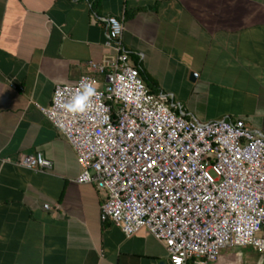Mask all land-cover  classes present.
I'll return each instance as SVG.
<instances>
[{"label":"crops","instance_id":"obj_1","mask_svg":"<svg viewBox=\"0 0 264 264\" xmlns=\"http://www.w3.org/2000/svg\"><path fill=\"white\" fill-rule=\"evenodd\" d=\"M107 17L151 93L188 120H242L264 137V0H0V264L168 263L146 229L126 238L100 221L104 192L76 182L75 152L38 109L55 85L102 78L88 62L112 55ZM38 153L50 170L17 165ZM210 264H264V252L225 248Z\"/></svg>","mask_w":264,"mask_h":264},{"label":"built area","instance_id":"obj_2","mask_svg":"<svg viewBox=\"0 0 264 264\" xmlns=\"http://www.w3.org/2000/svg\"><path fill=\"white\" fill-rule=\"evenodd\" d=\"M101 22L112 55L88 68L102 76V86L82 76L74 85H55L50 106L38 107L75 152L76 182L104 192L100 221L126 238L146 229L169 264H210L225 248L264 252V137L242 120L186 119L166 94L146 88L123 45L122 20ZM82 82L100 95L85 116L66 115L59 105ZM17 165L51 168L39 153L21 156Z\"/></svg>","mask_w":264,"mask_h":264},{"label":"clouds","instance_id":"obj_3","mask_svg":"<svg viewBox=\"0 0 264 264\" xmlns=\"http://www.w3.org/2000/svg\"><path fill=\"white\" fill-rule=\"evenodd\" d=\"M99 95L97 87L92 82H82L80 89L59 106L66 115L83 117L92 109L94 98H98Z\"/></svg>","mask_w":264,"mask_h":264},{"label":"water","instance_id":"obj_4","mask_svg":"<svg viewBox=\"0 0 264 264\" xmlns=\"http://www.w3.org/2000/svg\"><path fill=\"white\" fill-rule=\"evenodd\" d=\"M195 78V74L191 73L190 74V80H193ZM159 264H168L166 261H161Z\"/></svg>","mask_w":264,"mask_h":264},{"label":"rangeland","instance_id":"obj_5","mask_svg":"<svg viewBox=\"0 0 264 264\" xmlns=\"http://www.w3.org/2000/svg\"><path fill=\"white\" fill-rule=\"evenodd\" d=\"M97 80L99 81L100 86H102V83H103L102 78H101V79H98V78H97Z\"/></svg>","mask_w":264,"mask_h":264},{"label":"trees","instance_id":"obj_6","mask_svg":"<svg viewBox=\"0 0 264 264\" xmlns=\"http://www.w3.org/2000/svg\"><path fill=\"white\" fill-rule=\"evenodd\" d=\"M132 57V56H131ZM132 59H133V57H132ZM135 65L138 67V64H136V62H135ZM140 71V70H139ZM142 73L140 72V75H141Z\"/></svg>","mask_w":264,"mask_h":264}]
</instances>
